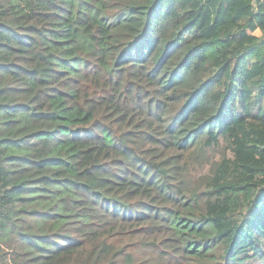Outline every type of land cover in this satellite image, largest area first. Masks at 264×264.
Returning <instances> with one entry per match:
<instances>
[{
    "label": "trees",
    "instance_id": "obj_1",
    "mask_svg": "<svg viewBox=\"0 0 264 264\" xmlns=\"http://www.w3.org/2000/svg\"><path fill=\"white\" fill-rule=\"evenodd\" d=\"M0 264H264V0H0Z\"/></svg>",
    "mask_w": 264,
    "mask_h": 264
},
{
    "label": "crops",
    "instance_id": "obj_2",
    "mask_svg": "<svg viewBox=\"0 0 264 264\" xmlns=\"http://www.w3.org/2000/svg\"><path fill=\"white\" fill-rule=\"evenodd\" d=\"M259 32H257V34H258Z\"/></svg>",
    "mask_w": 264,
    "mask_h": 264
}]
</instances>
